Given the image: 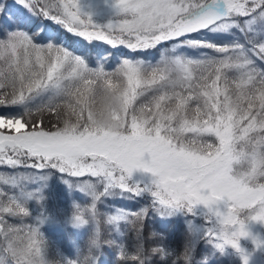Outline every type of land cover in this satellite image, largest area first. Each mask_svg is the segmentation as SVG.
<instances>
[{
    "label": "snow or ice",
    "instance_id": "1",
    "mask_svg": "<svg viewBox=\"0 0 264 264\" xmlns=\"http://www.w3.org/2000/svg\"><path fill=\"white\" fill-rule=\"evenodd\" d=\"M54 7L0 0V129L17 133L0 131V165L56 172L70 187L63 174L95 178L81 182L90 201L73 206L72 222L93 226L76 264H97L105 244L117 252L115 264L164 261L161 243L145 247L144 220L149 212L193 205L214 211L220 230L206 235L218 247L239 250L238 238L248 235L239 214L264 223V0H116L117 19L104 29L81 19L76 0ZM49 21L111 48L96 51L93 66L89 56L68 50ZM154 50L155 63L147 59ZM101 86L117 90L121 100L115 130L93 121ZM61 105L74 121L34 126V112L43 122L45 111ZM135 171L150 180L130 183ZM48 174L5 178L19 192L0 201V213L28 216L25 202L37 198ZM27 183L36 190L27 191ZM145 195L137 211H99L110 199ZM221 202L224 212L215 210ZM102 220L120 239L102 240ZM126 231L134 233L132 254L124 251ZM42 247L36 226L21 237L6 225L0 264H46ZM186 260L184 253L168 264Z\"/></svg>",
    "mask_w": 264,
    "mask_h": 264
},
{
    "label": "rangeland",
    "instance_id": "2",
    "mask_svg": "<svg viewBox=\"0 0 264 264\" xmlns=\"http://www.w3.org/2000/svg\"><path fill=\"white\" fill-rule=\"evenodd\" d=\"M64 3H67L68 0H63ZM75 2V0H73ZM77 7L79 9V15L81 19H85L91 22L92 25L96 26L97 28L104 29L108 24L114 23L117 19L118 8L116 7V0H76ZM42 4H45L49 7V10L55 11L56 5L61 3V0H41ZM39 10V8H38ZM49 24L54 27L59 34L63 38L64 44L67 46L68 50L72 51L74 54L77 55H85L89 52L90 59L89 62L95 66V57L94 53L96 51H100L104 48H111V45L107 44L105 41L102 40H93L89 42L84 37H80L75 35L74 33H70L59 25H56L55 22L49 21ZM60 29V30H59ZM95 41V42H94ZM98 42V43H97ZM101 43V44H99ZM104 44V45H103ZM121 47L122 46H119ZM122 51L129 53V55H133L130 53L129 49L122 48ZM86 56V55H85ZM122 59V58H121ZM147 59L151 60L153 63L157 59H159V51L154 50L153 55L147 57ZM2 63V62H0ZM116 67L115 63H113L112 67L106 69L107 71L111 72ZM5 112L4 108H0V114ZM118 115H114L112 117L113 120H117ZM37 123L34 125L35 127H39L43 122L40 120H36ZM74 121V120H72ZM118 121V120H117ZM23 122V121H22ZM28 127L21 129L20 131H27ZM5 133H11L13 135L17 134L16 130L13 129H0ZM21 159H24L23 157ZM31 159L28 160V164H31ZM16 166H20L18 171H14L12 166L3 164L0 165V191L3 188L7 189V195L12 196L19 192V189H14L11 184H5L3 181L5 178L11 176H28V175H36L39 177V174L43 171L45 174H48L47 170H40V169H30L26 165L17 164ZM8 167H11L9 169ZM234 169L238 167L237 165H233ZM13 171V172H12ZM65 179H69V183L72 184L70 187L66 184L63 179L61 178V174L56 172H52L48 174L47 180L43 183V185L39 188L37 192V198L30 199L25 202V207L28 212V216H24L22 213H18V221L21 222L20 230L22 231L23 235L28 231L29 227H37L39 235L42 237L43 240V247L41 250V254L46 261V264H49V260H47V255L50 253V245L47 242L53 241L54 235L56 233H61V239L63 235L69 234H77L78 237H83L84 233L87 230H90L89 236L85 238V244H87L90 240V236L93 234V226L91 223H86L83 225H76L72 222L74 205H81L85 206L87 202L90 201V197L86 196L84 192L81 191V187L83 186L81 182L85 179L94 180L95 178L92 177H76V178H69L66 174H63ZM150 180V174L143 173L141 171H135L131 177L130 183L133 182H144L147 183ZM27 191H35V186L31 185L30 183L26 184ZM148 198L146 197H139L136 200H122L120 198L113 200H108L105 204L99 205V211L101 212L102 216H106L108 213L112 212L113 210L116 211H137L142 204L147 203ZM215 210L220 212H224L226 210V206L223 202L219 203L215 206ZM187 212L188 216H192L190 218H186L185 214L182 213ZM204 217L205 224H202V220L199 218L200 214ZM153 213V212H149ZM155 216L157 215H168L173 217H180L182 221L186 223L188 228L191 231L198 235L204 232H215L217 233L220 230V226L217 224L218 220H214L213 217L214 211L205 208L203 205H193L191 210L186 208H179V209H169L166 210L165 213H153ZM216 218V217H215ZM239 218L242 219L245 223V230L248 232L246 237H240L238 240L240 242L246 241V244L252 245L254 248L248 253L246 247L242 248L238 245V249L232 248L230 245H224L223 247H218L219 241L211 240L212 245L218 249H225L224 252V259L223 261L226 264H231L233 260L237 261L234 264H244V258L247 257L248 264H264V223L252 221L247 218L245 213L241 212L239 214ZM0 219L3 220V223H0V234L2 237L3 234V227L9 225V219L5 217L3 213H0ZM217 224V225H216ZM106 224H104L105 226ZM107 229V225L105 226ZM216 227V230H215ZM100 228V226H99ZM109 230V229H108ZM159 230L153 229V233L157 235ZM110 238L112 240L120 239L119 233L113 234L110 232ZM99 235L102 238L101 231H99ZM158 236V235H157ZM56 238V237H55ZM125 238L123 239V243L125 242ZM58 241V239H56ZM66 241L69 239H65ZM27 242V240H26ZM155 242V241H154ZM243 245L242 243H240ZM113 248L109 247L107 244L103 245L99 251L101 255L99 258L103 262H107L109 257L112 256L110 253ZM115 251V250H114ZM134 251V249H132ZM116 252V251H115ZM240 253V254H239ZM117 254V252H116ZM222 258V257H221ZM218 260L217 264H220V260ZM230 260V262H229Z\"/></svg>",
    "mask_w": 264,
    "mask_h": 264
},
{
    "label": "trees",
    "instance_id": "3",
    "mask_svg": "<svg viewBox=\"0 0 264 264\" xmlns=\"http://www.w3.org/2000/svg\"><path fill=\"white\" fill-rule=\"evenodd\" d=\"M57 112H59V116L57 115ZM33 117L35 120L41 121L40 114L34 112ZM64 119L75 120V117L68 115V110L63 105H61L53 112L45 111L43 114V124H41L39 127H43L45 129H55L56 126H63ZM1 193L5 194L4 196H0V201H3L6 199V193L3 189L1 190ZM143 197L148 198L146 195ZM181 212L185 213L183 211ZM3 214L9 219V225H13L17 229L18 234L21 237H24L22 231L20 230L21 222L18 221V216H8L6 213ZM182 224L184 223L179 218H165L161 215L159 217L157 215L155 216L153 213L147 215V218L143 222V237L145 247L148 250H151L153 243H161L163 246V251L166 253L164 261H161L157 257H153L152 264H168L169 258H179L184 253H187V260L184 262V264H202L203 260H207L209 258L208 256H204L206 244L205 238H207V235H205V233H202L198 236H196L194 233L191 234L188 230H186L185 225L183 226ZM105 226L102 220L99 229L102 234V240L107 241L111 239V235ZM4 229L5 227H3V230ZM153 229L159 230L157 232L158 236L153 233ZM89 233L90 230H87L83 238L89 236ZM150 234L152 239L150 238ZM125 236L127 242L125 243L124 251L127 254H132V249H134V244L136 242L134 233L131 231H126ZM58 238L59 240L61 239V233L58 235ZM65 239H69L67 240L69 241L68 245L64 243L66 242ZM59 242L60 244L57 243L55 237L53 241L47 242L48 245H50L51 250L50 253H48V258L51 262L50 264H66V262L69 261L67 260V257L63 255V251L67 252V250L62 251V246H64V248L67 246L70 249H74L75 247L79 248L75 259L77 258L78 253L81 252L86 246L84 242L77 240L74 234L63 235L62 240ZM98 264H103V261L99 260Z\"/></svg>",
    "mask_w": 264,
    "mask_h": 264
},
{
    "label": "clouds",
    "instance_id": "4",
    "mask_svg": "<svg viewBox=\"0 0 264 264\" xmlns=\"http://www.w3.org/2000/svg\"><path fill=\"white\" fill-rule=\"evenodd\" d=\"M92 112L93 121L97 126L115 130L119 126V121L113 120L112 117L122 113L118 91L101 86L96 93Z\"/></svg>",
    "mask_w": 264,
    "mask_h": 264
}]
</instances>
